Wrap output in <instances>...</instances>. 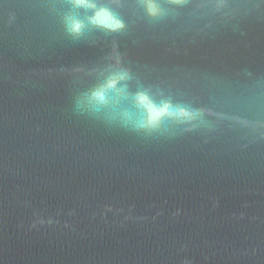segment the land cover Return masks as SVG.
Returning a JSON list of instances; mask_svg holds the SVG:
<instances>
[{"label": "water", "instance_id": "obj_1", "mask_svg": "<svg viewBox=\"0 0 264 264\" xmlns=\"http://www.w3.org/2000/svg\"><path fill=\"white\" fill-rule=\"evenodd\" d=\"M97 3L0 0V264H264V0Z\"/></svg>", "mask_w": 264, "mask_h": 264}, {"label": "clouds", "instance_id": "obj_2", "mask_svg": "<svg viewBox=\"0 0 264 264\" xmlns=\"http://www.w3.org/2000/svg\"><path fill=\"white\" fill-rule=\"evenodd\" d=\"M75 8H82L85 11H91L92 15L87 17L88 24L97 28H103L110 31H115L123 27L122 21L107 7L99 5L97 0H71ZM149 12L155 14L156 6L149 0ZM69 31L79 35L85 23L77 16H69L67 18ZM115 86V81H110L107 87ZM94 95L103 99L102 92H96ZM137 105L143 110V118L139 126L147 127L157 126L165 117L175 115V111L167 103L157 104L146 93H138L136 96Z\"/></svg>", "mask_w": 264, "mask_h": 264}]
</instances>
